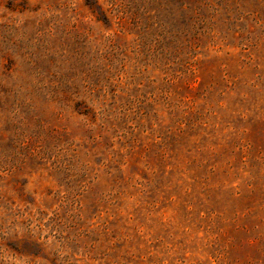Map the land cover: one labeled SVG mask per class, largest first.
I'll use <instances>...</instances> for the list:
<instances>
[{"label":"rangeland","instance_id":"rangeland-1","mask_svg":"<svg viewBox=\"0 0 264 264\" xmlns=\"http://www.w3.org/2000/svg\"><path fill=\"white\" fill-rule=\"evenodd\" d=\"M0 264H264V0H0Z\"/></svg>","mask_w":264,"mask_h":264}]
</instances>
